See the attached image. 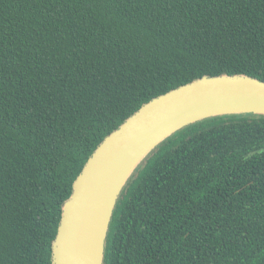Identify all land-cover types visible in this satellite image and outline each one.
I'll use <instances>...</instances> for the list:
<instances>
[{"label": "trees", "instance_id": "obj_1", "mask_svg": "<svg viewBox=\"0 0 264 264\" xmlns=\"http://www.w3.org/2000/svg\"><path fill=\"white\" fill-rule=\"evenodd\" d=\"M264 81V0H0V264H53L101 142L203 76ZM104 264H264V115L166 138L116 201Z\"/></svg>", "mask_w": 264, "mask_h": 264}, {"label": "water", "instance_id": "obj_2", "mask_svg": "<svg viewBox=\"0 0 264 264\" xmlns=\"http://www.w3.org/2000/svg\"><path fill=\"white\" fill-rule=\"evenodd\" d=\"M241 113L264 115V81L246 75L203 76L145 103L101 142L75 180L53 242V264H81L87 220L100 195L125 165L132 161L111 209L100 264H104L106 238L118 196L149 152L189 124Z\"/></svg>", "mask_w": 264, "mask_h": 264}, {"label": "bare ground", "instance_id": "obj_3", "mask_svg": "<svg viewBox=\"0 0 264 264\" xmlns=\"http://www.w3.org/2000/svg\"><path fill=\"white\" fill-rule=\"evenodd\" d=\"M131 164L132 161L125 165L121 172L112 178L111 183L94 205L87 220L82 248H80L81 264H100L102 256L100 248H102V241L111 209L119 187Z\"/></svg>", "mask_w": 264, "mask_h": 264}]
</instances>
